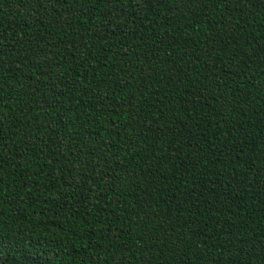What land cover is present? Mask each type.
Wrapping results in <instances>:
<instances>
[{"label": "trees", "instance_id": "trees-1", "mask_svg": "<svg viewBox=\"0 0 264 264\" xmlns=\"http://www.w3.org/2000/svg\"><path fill=\"white\" fill-rule=\"evenodd\" d=\"M0 264H264V0H0Z\"/></svg>", "mask_w": 264, "mask_h": 264}]
</instances>
